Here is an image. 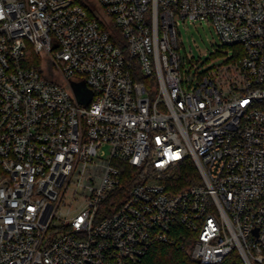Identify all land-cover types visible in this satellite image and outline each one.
Returning a JSON list of instances; mask_svg holds the SVG:
<instances>
[{"label": "built area", "instance_id": "2783aa9c", "mask_svg": "<svg viewBox=\"0 0 264 264\" xmlns=\"http://www.w3.org/2000/svg\"><path fill=\"white\" fill-rule=\"evenodd\" d=\"M179 19L221 63L181 58ZM118 163L151 177L102 214ZM176 224L202 264H264V0H0V264H136Z\"/></svg>", "mask_w": 264, "mask_h": 264}, {"label": "trees", "instance_id": "16d2710c", "mask_svg": "<svg viewBox=\"0 0 264 264\" xmlns=\"http://www.w3.org/2000/svg\"><path fill=\"white\" fill-rule=\"evenodd\" d=\"M109 30L113 42L123 45V39L119 31L112 25L109 27ZM117 166L120 171L121 185L119 189L108 195L102 203L100 207V213L102 214L109 213L112 207L120 206L131 187L138 183L146 182L151 177V171L147 169L144 170V167L133 168L126 163H118ZM197 182L198 177L195 168L190 163H185L179 167L169 180L167 190L170 192H172V190H185ZM172 237L176 239L175 244H153L150 246L143 259L136 264H202L190 257L188 250L190 236L181 225L176 224L173 227ZM217 264L244 263L237 253H231L227 258Z\"/></svg>", "mask_w": 264, "mask_h": 264}, {"label": "rangeland", "instance_id": "374dc122", "mask_svg": "<svg viewBox=\"0 0 264 264\" xmlns=\"http://www.w3.org/2000/svg\"><path fill=\"white\" fill-rule=\"evenodd\" d=\"M98 13L102 19L107 21L99 11ZM176 30L180 44L179 54L181 58L183 60L189 59L191 62L196 63L199 67V73H203L206 69L212 68L222 62V56L214 52L218 41L211 25L207 22L193 23L179 19ZM38 59L47 77L54 81H61L59 75L55 73L53 67L45 58L39 57ZM193 73L194 70L191 71V74ZM81 87V83L75 84L74 90L78 92ZM104 149L108 151L109 147L106 146Z\"/></svg>", "mask_w": 264, "mask_h": 264}, {"label": "water", "instance_id": "95a60500", "mask_svg": "<svg viewBox=\"0 0 264 264\" xmlns=\"http://www.w3.org/2000/svg\"><path fill=\"white\" fill-rule=\"evenodd\" d=\"M81 84H82V87L79 89L78 92L74 90L75 84H72V90L79 103L87 104L91 98V92L85 88L84 83H81Z\"/></svg>", "mask_w": 264, "mask_h": 264}]
</instances>
